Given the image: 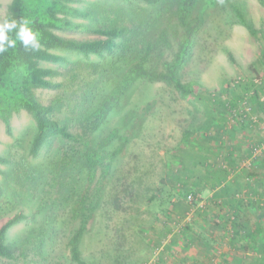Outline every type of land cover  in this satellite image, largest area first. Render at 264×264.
<instances>
[{
	"label": "rangeland",
	"instance_id": "1",
	"mask_svg": "<svg viewBox=\"0 0 264 264\" xmlns=\"http://www.w3.org/2000/svg\"><path fill=\"white\" fill-rule=\"evenodd\" d=\"M10 1L0 0V22ZM72 1L70 7L90 14L68 18L76 25L128 28L112 55L61 53L66 63L45 65L61 73L55 79L61 88L35 95L43 105H54L57 120L73 135L83 134L84 122L139 59L145 61L142 70L166 74L188 27L196 28L176 72L182 83L208 96L237 79L264 80V0H158L132 8L118 0ZM56 33L100 39L86 31ZM92 80L94 96L88 88ZM240 95L232 93L238 109L243 107ZM250 105L247 121L229 131L230 117L217 115L206 101L184 99L169 83L141 77L89 134L88 151L98 161L85 162L84 150L68 143L74 158L64 166L61 156L68 144L60 138L49 140L37 158L29 156L35 125L27 113L12 116L10 134L0 121V157L8 162L0 164V227L17 214L24 217L6 236L15 259L0 258V264H75L68 242L83 222L80 200L91 198L96 186L102 189L100 201L79 245L81 259L89 264H263L253 243H264V196L256 199L252 189L241 192L240 198L252 204L236 217L235 231L230 227L234 219L223 217L228 206L197 192L204 175L194 168L232 162L244 183L264 192V107ZM113 132L115 139H108ZM251 145L256 150L248 155ZM118 148L120 153L110 158ZM182 155L195 158L193 167L181 164ZM181 178L187 190H180ZM229 202L238 206L237 198ZM162 222L168 227L165 238L159 236Z\"/></svg>",
	"mask_w": 264,
	"mask_h": 264
},
{
	"label": "trees",
	"instance_id": "2",
	"mask_svg": "<svg viewBox=\"0 0 264 264\" xmlns=\"http://www.w3.org/2000/svg\"><path fill=\"white\" fill-rule=\"evenodd\" d=\"M118 1L127 4L131 8L136 3H143L150 6L158 3V0ZM72 2V0H11L7 6L4 20L10 18L17 20L21 18L29 19L31 21L30 26L34 31L39 32V38L41 40V48L38 51H26L22 44L17 41L15 48H11L4 54L0 55V121L4 123L6 132L10 134V120L13 115L23 111L32 118L35 125V133L29 143L28 154L31 158H37L40 150H42L49 140L60 138L61 140L66 141L67 144H77L81 150H84L82 151L83 156L81 158L89 164L95 163L94 161L97 160V156L92 151H88L90 150L88 140L89 134L98 129L99 124L104 121L106 115L112 109L117 107L121 95H125L130 86L141 77L146 78L148 81H164L169 83L179 93L180 97L184 99L192 97L196 100L206 101L214 113L217 115L225 114L230 117L232 125L229 127V131H234L239 123L243 124L247 121L249 112L253 111L250 103H256L258 106L264 107V80L262 79L255 80L257 78L250 79L246 77L237 79L229 83L223 88V90L209 92L208 96L203 92L193 90L189 84L181 82L177 77L176 72L180 69V65L186 59L187 46L191 42L192 33L196 28L188 27L185 31L186 37L181 44L176 58L171 64H166V74H153L142 70L141 66L144 65L145 61L144 59H139L130 66L128 72L118 83L120 85L110 92L104 101L96 107L97 109L91 114L89 119L84 122L85 131L83 134H71L68 130V126L61 124L54 115V105H43L35 95L36 90L56 91L61 88V83L55 82V79L60 77L61 73L58 70L46 67L45 65L66 63V58L60 55L61 53L81 58L95 57L103 59L115 52L118 42H120L128 32L127 27L119 25L88 28L72 23L68 18L90 17L89 13L81 12L78 9L70 7L69 4ZM238 15L241 18V14L238 13ZM242 24L245 23L242 21ZM245 26L252 36H256L249 24H245ZM57 31H86L98 35L100 39H67L58 35L56 33ZM262 47L264 51V44ZM89 82L90 84L88 88L92 86L89 93L94 96V87H96V83L93 80ZM235 90L241 92L240 101L241 104H243V107L240 109L235 108L237 105H235L232 100V93ZM56 102L57 101L54 103L55 105ZM231 133L233 135L234 132ZM115 137L116 133L113 132L108 139H115ZM123 139L125 140V138ZM105 143H107V140ZM72 147L73 145L68 144L61 156L63 166L74 158L72 157ZM120 148L110 154L109 157L114 158L117 156L121 151ZM254 150H256V146L251 145L250 148L246 149V154L251 155ZM181 158V164L185 167L188 165L193 167L191 164L194 163L195 158L186 160L184 155H182ZM6 163H8L7 160L0 157V164ZM209 165L210 167H208ZM209 165L207 164L206 166L205 163L203 166L198 165L197 167V165L194 164L195 173L199 175V173L201 174L208 171L209 168L212 169L216 167L217 172L219 171L218 173H222L221 176L223 180L221 181H224L228 174L235 175L236 179L241 178L240 176H237L238 174L235 171L237 166L232 162L227 164L220 162L218 164V161H216ZM92 166L93 165L90 166V170L93 169ZM106 170L107 169L103 172L105 173ZM89 181H91V178H89ZM221 183L222 182L216 184V186H211L212 189H215L217 186L221 185ZM178 184L181 187L180 190L188 189V184L182 178ZM252 185L253 184L251 183L248 186L252 190H255ZM101 190L102 189L99 186H96L91 198L89 195H84L80 200V210L83 222L73 233L68 242L71 259L75 264H89L81 259L79 245L86 229V223L99 204ZM3 192V187L0 185V199L3 196ZM231 197L237 198L241 203V206L245 204V206L248 207L252 204L251 200H243L247 201V203L240 201L243 199L240 198V194L233 193ZM238 213L239 212H237V214ZM234 214L236 215V213ZM235 215L230 227L236 231L238 230V225L235 223ZM23 219V215L17 214L8 219L0 227V258L10 261L15 259V249L10 244L6 243V236L8 231L19 224ZM164 223L162 222L161 230L159 231V236H162L163 238L167 236L166 233L168 229ZM233 240H235V238H233ZM174 242L175 239L172 243ZM253 245L255 248H260V254L263 255L262 263L264 264V243L258 244V242H255ZM256 250L258 251V249Z\"/></svg>",
	"mask_w": 264,
	"mask_h": 264
},
{
	"label": "crops",
	"instance_id": "3",
	"mask_svg": "<svg viewBox=\"0 0 264 264\" xmlns=\"http://www.w3.org/2000/svg\"><path fill=\"white\" fill-rule=\"evenodd\" d=\"M209 165V164H208ZM207 166V165H206ZM210 167V165L208 166ZM219 172V171H218ZM217 172V169L216 167L215 168H212V169H208V171L206 172H203V175L204 177L201 179L203 180L204 182H201V187L198 186V188L196 187L197 189V192L201 195H206V197H208L209 199L208 200H211V203L215 204L216 202L218 203H221L224 205V206H228V208L226 209L227 212L225 213V215H223V217H230V218H234V213H236V217H240L242 216L241 212H242V209L243 208H247V206H245V204H243V206H241L240 202L238 203V206H233V205H230L229 206V200L232 198V194H241L242 191H247V190H250L251 188H249V184H247V182H243V179L242 177L239 179H236L235 178V175H230L228 174L226 179L224 181H221L223 180L222 179V173H218ZM218 175V176H217ZM196 178V175L193 176ZM236 180V182H235ZM247 181V180H245ZM220 182L221 185L217 186L215 189H212L211 186H216V184H219ZM197 186V184L195 185ZM255 186V185H254ZM253 195L256 197V199L258 197H263L264 196V192H261V194H259V192H256L253 190ZM234 198V197H233ZM240 201H243V200H240ZM228 202V203H227ZM244 203H247V201H243ZM222 208H220V211L223 213L224 210H222ZM237 212H239L237 214Z\"/></svg>",
	"mask_w": 264,
	"mask_h": 264
},
{
	"label": "clouds",
	"instance_id": "4",
	"mask_svg": "<svg viewBox=\"0 0 264 264\" xmlns=\"http://www.w3.org/2000/svg\"><path fill=\"white\" fill-rule=\"evenodd\" d=\"M26 18L19 20L10 18L0 22V55L15 48L19 41L26 51H38L41 48L39 32L30 26Z\"/></svg>",
	"mask_w": 264,
	"mask_h": 264
}]
</instances>
